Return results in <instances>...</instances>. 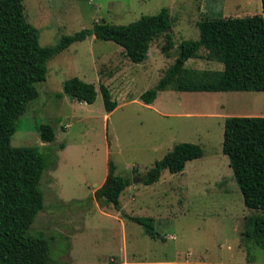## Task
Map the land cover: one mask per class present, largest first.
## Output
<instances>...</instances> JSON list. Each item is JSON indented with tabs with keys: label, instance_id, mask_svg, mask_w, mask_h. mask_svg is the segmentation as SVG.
<instances>
[{
	"label": "rangeland",
	"instance_id": "obj_1",
	"mask_svg": "<svg viewBox=\"0 0 264 264\" xmlns=\"http://www.w3.org/2000/svg\"><path fill=\"white\" fill-rule=\"evenodd\" d=\"M23 1L43 46L96 22L128 24L165 7L173 18L168 53L162 34L143 62L131 61L122 45L95 35L73 43L48 61L46 80L36 84L39 96L16 118L12 145L37 146L50 165L56 160L40 183L45 207L28 231L49 240L54 259L49 264H264V247L244 239L253 210L223 150L226 118L264 116V91L167 89L153 103L141 97L174 64L182 41L200 37L202 19L262 14V0ZM207 52L202 48L187 67L223 69ZM76 76L96 85L93 103L65 92L66 81ZM101 85L118 103L111 112ZM42 123L54 126V141L42 140ZM181 142L200 144L204 155L189 160L182 172L165 169L158 181L146 184L147 171ZM110 159L131 180L121 209L94 198ZM124 211L154 217L162 237L147 234Z\"/></svg>",
	"mask_w": 264,
	"mask_h": 264
},
{
	"label": "trees",
	"instance_id": "obj_2",
	"mask_svg": "<svg viewBox=\"0 0 264 264\" xmlns=\"http://www.w3.org/2000/svg\"><path fill=\"white\" fill-rule=\"evenodd\" d=\"M263 13L244 17H208L199 22L200 37L184 40L173 65L158 84L146 90L142 99L153 103L159 92L177 91H264V0ZM173 18L169 8L143 15L128 24L96 22L74 34L62 36L54 45L40 43L39 29L26 16L23 0H0V264H49L54 262L49 240L28 231L45 207L40 183L48 166L47 157L37 146H14L16 118L39 96L36 86L47 78L48 61L77 41L90 35L122 45L131 61L139 63L149 56L152 42L162 34L168 39L163 51H169ZM206 58L224 65L223 69L187 67L191 58ZM65 92L73 98L93 103L98 96L94 83L76 76L66 81ZM108 112L118 103L106 85H101ZM38 130L45 142L55 140V128L42 123ZM224 153L229 156L234 177L241 187L246 206L253 213L246 217L244 239L264 247V116H228L225 123ZM200 144L181 142L158 160L144 175V182L158 181L163 170L182 172L189 160L200 158ZM109 160L104 183L94 192L101 205L114 204L121 209L120 197L131 184L127 176L116 172ZM144 226L153 238H161L152 216L123 212Z\"/></svg>",
	"mask_w": 264,
	"mask_h": 264
}]
</instances>
